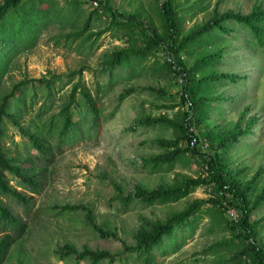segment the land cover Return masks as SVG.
Segmentation results:
<instances>
[{
  "label": "rangeland",
  "instance_id": "rangeland-1",
  "mask_svg": "<svg viewBox=\"0 0 264 264\" xmlns=\"http://www.w3.org/2000/svg\"><path fill=\"white\" fill-rule=\"evenodd\" d=\"M5 1L0 0V6ZM72 1L56 0L65 9L73 8ZM76 1L83 10L82 19L75 27H61L51 22L34 46L13 56L0 84V107L15 86L25 83L21 88H28L29 94L22 122L25 126L35 125L46 97L45 86L38 80L88 67L83 73L82 85L96 100L102 124L74 144L58 145L56 137L51 138L53 160H48L34 148L26 147L27 140L21 137L18 128L6 121L7 147L11 154L21 153L23 159L29 157L35 172L43 174L41 191L34 194L30 210L11 197L3 198L29 226L11 247L4 264H90L89 261L77 263L75 258L63 260L57 251L69 245L78 251L122 252L124 245L136 246L137 236L150 228L149 225L165 222L196 201L210 199H217L221 207L212 202L205 204L198 214L200 219L192 238L175 254L155 251L154 264H256L245 253L249 240L240 227L243 219L240 204L211 182L207 163L193 156L184 140L179 141V148L186 151L185 157L173 170L157 172L145 165V160L167 151L157 143L159 139L173 140L178 134L174 127L156 121L169 119L177 124L182 114L190 110V104L182 97L183 77L177 73V67L170 69L166 64L167 51L163 46L146 48L145 34L165 36L160 12L165 0H103L117 13L141 22L145 32L132 21H127L132 26L119 24V19L93 0ZM174 1L183 35L227 13L248 15L255 8L264 9V0ZM86 21L90 24L84 30ZM227 27L230 33L223 34L219 40L203 49L183 51L175 59L189 69L201 55H220V62L196 74L194 84L198 85L203 117L198 124L195 114L191 113L190 132L198 138L192 147L216 157L229 183L245 193L249 221L257 242L264 248V201L261 200L264 195V54L251 43L244 26L228 21ZM61 36L64 37L58 42ZM122 49L145 50L146 56L135 66L133 80H127L125 68L117 69L114 83L110 84L111 76L104 67L112 54ZM211 71L231 78L226 82L200 84L199 79ZM76 82L77 79L63 89L57 85L51 99L52 110L46 117L59 115ZM130 88L135 92L120 103V95ZM20 95L18 92V99ZM35 96L37 103L32 107ZM78 99L80 105L74 111L75 117L82 120L86 129L90 126L84 118L87 108L81 96ZM11 107L15 112V100H11ZM237 126L240 135L221 147L219 139L231 134ZM13 139L16 144H12ZM185 178H200L205 183L173 203L149 205L136 196L139 190L151 192L177 186ZM74 206L80 209H72ZM82 207L90 209L92 215ZM98 228L116 235L119 240L103 238ZM114 264H143V259L125 253Z\"/></svg>",
  "mask_w": 264,
  "mask_h": 264
},
{
  "label": "trees",
  "instance_id": "trees-1",
  "mask_svg": "<svg viewBox=\"0 0 264 264\" xmlns=\"http://www.w3.org/2000/svg\"><path fill=\"white\" fill-rule=\"evenodd\" d=\"M93 1L97 2L101 8L105 7L116 19H119V24L125 25L127 21H132L130 23L134 22L143 32L146 31L145 26L141 22L136 21L134 17L117 13L107 1ZM79 4V1L73 0L71 3L73 8L65 9L60 8L56 0H6L0 6V84L13 56L22 49L27 50L34 46L42 30L47 28L51 22L57 23L61 27H66V25L75 27L79 23L82 19L80 12L83 10ZM160 12L164 20L165 36L160 37L156 33L145 34L146 48L163 46L167 51L169 59L166 61V64L170 69L177 67V73L183 77L184 92L182 97L185 103L188 102L190 104V110L182 114L181 120L177 124L169 119H158L156 121H162L164 124L174 127L178 134L173 140L159 139L157 143L167 151L150 160H145V165L151 167L152 171L157 172L173 170L175 165L185 157L186 151L179 148V141L184 140L188 144L189 151L192 152L193 156H198L207 163L211 182L216 184L219 191L224 194H231L240 204L239 208L243 214L240 227L245 232L246 239L249 240L245 253L256 264H264V248L257 242L253 226L249 221V201L245 193L239 191L236 186L229 183L220 171L216 157L200 153L196 147H192L194 143L198 142V138L190 132L191 113L195 114L198 124L201 123L203 117L201 111L202 103L197 93L198 85L194 84L196 74L220 62V55H201L189 69L182 62H178L175 59L183 51L206 48L212 41L219 40L223 34L230 33V29L227 27L228 21H234L244 26L251 36V43L264 54V9L255 8L248 15L227 13L218 16L200 29L194 30L187 35H183L174 0H165ZM89 24V21L84 23V30L87 29ZM126 26L132 25L127 23ZM62 37L64 36L58 38V42L62 40ZM145 56V50L122 49L114 52L104 67L111 76L110 84L114 83L112 79L115 78V71L117 69L125 68L128 72L127 80H133L135 66ZM87 70H89L88 67H82L69 74H53L50 78L38 80V82L45 86L46 97L37 113L39 122L35 123V125L25 126L22 122L23 111L27 107V96L29 94L28 88H21L25 83L15 86L3 99L0 107V264H4L11 247L24 236L29 227L28 223L21 216L17 215L3 198L11 197L19 205L30 210L34 194L41 191V176L43 174L42 171L35 172L34 166L30 164L31 159L29 157L23 159L21 153H18L16 156L11 154V149L7 147L9 137L6 133L5 123L9 121L18 128L21 137L27 140L25 143L26 147L30 146L37 150L43 159L49 160L51 158L53 160L51 157L53 155L51 138L56 137L58 145L74 144L81 141L86 135L90 136V133L95 130L97 131L102 124L103 118L100 115L96 100L85 85H82V76ZM230 78L228 75L211 71L204 78L199 79V83L207 85L215 82H226ZM76 79L77 82L70 93V99L66 106L62 108L59 115L46 117L52 110L51 99H53L57 85L60 86V89H63L65 86L75 82ZM18 92L21 94L19 99L17 98ZM134 92L135 90L132 88L125 90L120 95L119 102L122 103ZM79 96H81V100L87 108L84 118L88 120L90 126L86 129L83 126L82 120H78L75 117L74 111L80 105ZM11 100H15V112L12 111ZM35 100L36 96L31 102L32 107L37 103ZM240 133L237 126L231 134L219 139V145L225 147L229 142L236 140ZM13 143L16 144L14 139L12 140ZM24 161L28 164L24 165ZM204 183L205 180L200 178H185L177 186L161 187L151 192L139 190L136 196L149 205L173 203L186 198ZM247 188L250 189V186ZM261 200L264 201V195L261 196ZM211 202L214 206L221 207L217 199L196 201L183 211L172 215L165 222L149 225L150 228L140 232L137 236V245L134 247L124 245L122 252L114 254L108 251H94L90 249L78 251L74 247L66 245L59 249L57 254L63 260L75 258L77 263L89 261L90 264H101L107 261L109 264H114L122 259L123 254L131 253L136 254L137 258L143 259V264H154L155 251H160L163 255L175 254L192 238L196 230V222L200 219L198 214L205 204ZM82 208L89 216L92 215L90 209ZM72 209L77 210L80 207L74 206ZM97 230L103 238L119 240L114 234L105 233L100 228Z\"/></svg>",
  "mask_w": 264,
  "mask_h": 264
}]
</instances>
